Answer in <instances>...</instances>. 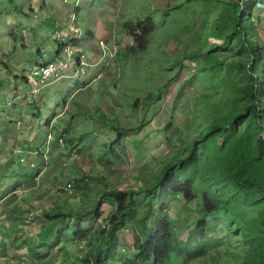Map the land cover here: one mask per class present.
Here are the masks:
<instances>
[{
	"label": "rangeland",
	"instance_id": "rangeland-1",
	"mask_svg": "<svg viewBox=\"0 0 264 264\" xmlns=\"http://www.w3.org/2000/svg\"><path fill=\"white\" fill-rule=\"evenodd\" d=\"M227 1L17 0L23 9L20 11L6 0H0V58L6 60L5 65L12 64V70L18 71L21 65L26 67L25 71L30 69L41 49L45 58L54 55L58 36L69 35L68 30H71L70 37L74 38L71 43L76 44V40L82 43L81 51L75 45L74 49L66 46L60 57L57 75L42 78V83L20 82L0 64V158L6 160L4 165H0V189L9 191L13 185L20 184L21 188L28 185L19 194L23 203H18L16 208L17 212L27 209L22 218L7 217L13 228L16 229L20 221L23 227L31 224L37 229L38 238L49 232L47 242L55 237L58 229L74 223L77 214L91 206L101 193V187L138 189L141 184L147 183L151 172L186 154L189 143L195 138L198 140V133L207 124L205 100L202 97L205 90L197 79L188 81L189 75L196 70L197 60L188 58L186 53L199 49L208 41L223 42L222 36L210 30L215 14ZM77 5L84 7L80 13L76 12ZM206 7L210 10L209 18ZM256 7L252 17L257 22L259 38H264L262 0L258 1ZM146 16H151L155 25L147 47L143 51L138 50L135 55L131 51L129 63L123 61L121 66L122 54L117 51H126L127 45L133 41V37L124 30L125 22H136ZM81 52L86 54V63L79 61ZM221 54L229 58L236 54V50L222 49ZM84 63V71L78 72L80 64ZM179 68L181 74L176 76ZM116 78L118 84L115 87L111 83ZM15 85L20 86L21 95L16 96V103L10 105L13 102L9 104L8 100ZM158 91L160 95L156 97ZM208 92L213 94L212 91ZM31 102H35V105ZM73 102L84 107V111L75 114L71 108ZM98 110H104L112 118L116 117L120 125L126 126L117 143L110 140L116 137L118 131L109 123L101 124ZM68 118L71 120L66 121ZM91 126V134H85L86 140L81 142L83 145L88 142L87 139L90 140L83 150L79 151L77 146L73 149L66 141L67 146L62 147L60 152L68 133L78 137ZM105 143L113 147L110 153L101 156ZM32 147L34 154L31 153ZM40 149L44 154V172L40 169L35 178H30L29 174L36 170H29L27 165L32 158L36 162L40 160ZM56 153L59 156L54 159ZM25 168L29 171H25ZM74 178L81 179L77 189ZM91 184L94 185L90 187ZM6 186L7 189L4 188ZM162 199L167 203L168 210L177 216L178 226L195 222L200 207L198 200L184 203L178 195L162 196ZM111 207L106 205L102 215L92 221L90 225L93 229L104 225L101 220L111 211ZM53 209L54 212L74 210L71 211L74 217H71V221L47 219L48 223L42 225L41 216L44 217L46 212L53 213ZM140 210H143L142 206ZM252 212H256V209ZM150 224L151 221L147 220V225ZM72 227L70 225L65 231H71ZM128 227L129 231L118 237L121 250L125 247L130 250L128 247L131 248L135 240L130 233V224ZM139 228H143L141 223ZM15 229L13 235H21L25 239L32 237L26 233V229L20 230L19 235V229ZM189 230L179 229V237L185 236ZM6 231H9V225ZM224 233L226 225L223 227ZM68 238L65 237L62 243L69 253L49 249V256L41 259L35 258L34 253L19 259L20 251L13 255L22 260L19 264H72V256H83L86 250L81 246L82 242ZM10 244L16 248L27 245L19 239ZM234 244L233 240L231 248ZM43 245L47 249V243ZM215 253L216 250L211 248L207 255L186 264L200 261L215 264L219 258L226 259L223 252L212 258ZM14 256H10L12 260L16 258ZM170 264L177 262L171 259ZM178 264H184V261Z\"/></svg>",
	"mask_w": 264,
	"mask_h": 264
},
{
	"label": "trees",
	"instance_id": "trees-1",
	"mask_svg": "<svg viewBox=\"0 0 264 264\" xmlns=\"http://www.w3.org/2000/svg\"><path fill=\"white\" fill-rule=\"evenodd\" d=\"M258 1L229 0L222 3L212 20L210 31L222 36L223 42L218 44L208 41L199 49L186 53L188 58L197 60L196 70L189 75L188 81L197 79L205 90L202 97L205 100L203 104L207 122L204 130L198 133V140L195 138L189 143L186 154L166 162L158 171L151 172L147 183L141 184L138 189L101 187V193L91 206L77 214L75 222L70 224L73 227L69 232L65 231L70 228L68 224L58 229L55 237L49 238L47 242V231L40 238L36 232L29 233L32 237L28 239L13 236L27 244L28 253H34L37 259L49 256V249L69 253L62 242L65 237H70L68 239L71 241L82 242L81 246L86 250L83 256L71 255L72 264H170L171 259L177 264L183 261L186 264L207 255L211 248L216 250L212 258L221 252L226 254V259L219 258L215 264H264V38H259L257 22L252 17ZM6 2L23 11L21 2ZM82 9V5L76 6V12L80 13ZM205 11L209 18V8L206 7ZM256 19H259V14ZM154 27L151 16L136 22H125L124 30L133 37V41L127 45L126 51H117L122 54L121 66L123 61L129 63L131 51L135 55L138 50H145ZM68 33L66 36H58V47L54 55L45 58L40 48V54L30 69L39 70L49 62L57 61L66 46L69 48L75 45L81 51L79 48H82V43L79 40L75 41L76 44L71 43L74 38L70 37L71 30ZM222 49L236 50V54L229 58L222 57ZM5 61L0 58L2 67L20 82H32L24 65L15 71L11 69L13 65L7 66ZM180 61L183 62L182 59ZM180 68L176 70V76L181 74ZM111 84L116 87L117 78ZM19 88L14 86L8 100L9 104L13 102L10 105L16 103V96L21 95ZM155 95L158 97L159 91ZM31 103L35 105V102ZM36 108L40 110V107ZM71 108L75 114L84 111V107L76 105V102L72 103ZM98 118L101 124L109 123L118 131L116 137L110 140L111 143H117L126 126L120 125L116 117L112 118L104 110H98ZM70 120L68 118L66 121ZM91 132L92 126L78 137L68 133L60 152L62 147L67 146V142L73 149L77 146L79 151L83 150L90 140L87 139L88 142L83 145L81 142L86 140L85 134ZM105 144L101 156L110 153L113 147ZM38 154L40 160L32 166L36 172L29 174L30 178H35L38 171L44 169L43 150L40 149ZM58 156L56 153L53 158L57 159ZM27 168L30 170L31 165L28 164ZM23 175L28 176L26 172ZM80 180L74 178L75 189L79 188ZM19 185L9 186L14 190ZM167 195H178L184 203L198 200L200 207L195 222H185L184 226H178L177 216L168 210L167 203L162 199V196ZM106 205L112 207L101 220L104 225L93 229L90 224L102 215ZM140 206L143 210H140ZM254 209L256 212L253 213ZM52 211L41 216L42 225H45L47 219L71 221V217H74L71 212L74 210ZM147 220L151 221L150 225H147ZM140 223L142 229L139 228ZM128 224L135 240L133 246L128 247L130 250H126V247L121 250L118 237L124 236ZM224 225L226 234H222ZM182 228L190 230L185 236L179 237V229ZM233 240L236 244L231 248ZM28 241L32 242L31 246ZM46 243L47 249L43 245ZM195 264L206 263L200 261Z\"/></svg>",
	"mask_w": 264,
	"mask_h": 264
},
{
	"label": "crops",
	"instance_id": "crops-1",
	"mask_svg": "<svg viewBox=\"0 0 264 264\" xmlns=\"http://www.w3.org/2000/svg\"><path fill=\"white\" fill-rule=\"evenodd\" d=\"M76 73H77V71H76ZM79 74H82V73H79ZM31 153L34 154L33 147L31 149ZM5 163L6 162L4 160H0V165H4ZM58 163H59V161L57 162V164ZM29 164L31 165L30 170H32V166L36 164V161L32 158L30 160ZM27 186L28 185H24V186H22V188L20 186L19 187L17 186L16 189H14V190L11 189L9 191L0 189V225L2 223H5L6 226L9 225V231H6V226H2V227L0 226V264H19V262H22V260L20 261L19 259H23L24 258L23 256H25V255L30 256L29 253L27 252L26 247L23 246L20 249H18V248L15 249V248H13V245L10 244L11 241L16 239L13 236H17V235L12 234L15 228H13L11 226L12 224H9L10 221H8V219H7V217H10L11 219H13V218L16 219L17 217L22 218L21 217V216H23L22 214H24L25 211L27 210V209H22V210L17 212V209H16L19 205L18 203H20V202L23 203V201H21L22 196L19 194H21L23 192V189H25V187H27ZM27 218H29V217H27ZM32 223L34 224L35 222H32ZM23 229H26V233H28V234L29 233L31 234L34 232H36L35 234H37V229H35L34 226L29 224L28 227H27V225H25V227H23V223H22V221H20V224L18 225V227L15 230H18V235H19L20 230H23ZM11 234H12V237H11ZM18 237H21V239L23 238L21 235H19ZM16 251H17V253L20 251L18 253L19 259L17 256L13 255L16 253ZM10 256L16 257L17 260L15 261L16 258H13L14 260H12V258ZM12 261H14V262L11 263Z\"/></svg>",
	"mask_w": 264,
	"mask_h": 264
},
{
	"label": "built area",
	"instance_id": "built-area-1",
	"mask_svg": "<svg viewBox=\"0 0 264 264\" xmlns=\"http://www.w3.org/2000/svg\"><path fill=\"white\" fill-rule=\"evenodd\" d=\"M60 65H61V60L52 61V62H49L43 68H39V70L36 68L30 69V70L28 69L27 73H28L29 78L32 80V84L34 82L42 83V81H43L42 78L46 79L48 77L50 78L51 76H56L57 71H58V67H60Z\"/></svg>",
	"mask_w": 264,
	"mask_h": 264
},
{
	"label": "bare ground",
	"instance_id": "bare-ground-1",
	"mask_svg": "<svg viewBox=\"0 0 264 264\" xmlns=\"http://www.w3.org/2000/svg\"><path fill=\"white\" fill-rule=\"evenodd\" d=\"M69 48H72V49H74V47L72 46V47H69ZM67 53V52H66ZM73 53V52H72ZM72 53H71V55H70V63H71V61H72ZM67 55H68V58H69V54L67 53ZM85 57H86V54L84 53V52H81L80 53V57H79V61H80V63L81 62H85L86 63V61H85ZM60 60V58L57 60V61H59ZM85 63L84 64H80V67H79V71L78 72H83L84 71V69H85ZM68 65H69V63H68Z\"/></svg>",
	"mask_w": 264,
	"mask_h": 264
}]
</instances>
